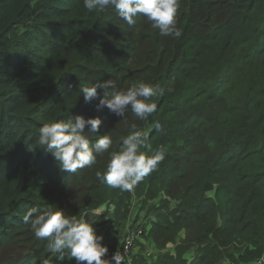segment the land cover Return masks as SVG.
Listing matches in <instances>:
<instances>
[{"label": "trees", "instance_id": "trees-1", "mask_svg": "<svg viewBox=\"0 0 264 264\" xmlns=\"http://www.w3.org/2000/svg\"><path fill=\"white\" fill-rule=\"evenodd\" d=\"M182 8L186 13L178 27L183 34L172 39L141 17L129 26L118 17L111 19L109 9L90 13L83 0H0V264H39L46 255L45 241L34 238L23 214L31 207H56L32 199L43 186L63 191L77 179L68 178L38 143L41 126L70 115L99 116L104 122L101 136H112V150L120 148L132 123L150 134L153 150L161 145L167 149L157 169L160 177L154 173L141 182L182 201L177 228L187 229V239L174 249L175 257L169 251L158 253L164 264L233 260L235 235L258 244L254 257L262 252L264 0H182L178 12ZM86 76L91 82L110 76L118 90L140 81L159 83L165 94L153 98L157 112L148 120L128 111L125 122L106 108L95 110L102 90L97 100L84 102L79 89L90 87L81 83ZM156 121L159 132L153 128ZM213 184L218 188L210 200L203 193ZM87 186L91 191L97 187L88 196L98 205L112 200L120 208L128 198L97 180ZM85 194V187L76 188L63 209L79 214L87 204ZM128 212L116 213L123 226ZM175 212L167 215L175 220ZM171 224L158 218L150 234L156 247L177 239ZM192 243L197 257L188 263L183 257L190 248L183 250L182 245ZM142 245L140 239L133 241L137 257L132 255V264L147 259Z\"/></svg>", "mask_w": 264, "mask_h": 264}, {"label": "clouds", "instance_id": "clouds-1", "mask_svg": "<svg viewBox=\"0 0 264 264\" xmlns=\"http://www.w3.org/2000/svg\"><path fill=\"white\" fill-rule=\"evenodd\" d=\"M83 6L90 13L105 12L114 9L118 17L131 26L139 17L150 23L151 28L159 31L164 37L180 38L182 29L178 27V11L181 0H83ZM98 90L103 91V98L98 97ZM85 103L95 105L97 112L105 108L116 117L127 122L126 113L130 111L138 120H148L157 112V103L153 98L165 94L159 83L140 81L125 89H117L114 80L97 81L90 87L79 89ZM171 91V89H169ZM104 122L97 116L85 118L83 115H70L45 123L39 128V146L58 163L61 171L76 174L78 170L91 169L98 164V157L107 154L108 159L103 171H96L95 178L109 189H119L132 193L146 177L157 171L165 160L167 149L161 145L151 148L150 134L139 131L137 125H130L131 132L123 138L118 150L113 149V138L110 134L100 136L93 142L90 137L102 130ZM153 128L159 132L161 124L156 121ZM87 129V131H86ZM151 153V154H149ZM218 185L213 184L203 195L214 200ZM171 199L170 197H165ZM174 203V202H173ZM110 205L100 203L95 208L70 215L67 211L49 206L41 211L37 207L29 208L23 214V222L30 225L34 238L45 241V253L39 264H126L125 254L116 251L111 256L103 243L105 237L99 233L98 224L92 217H101ZM187 239V229H180L175 242L169 241L167 247L173 248ZM174 254V253H173ZM226 264L228 262L226 261ZM257 264H264L260 256Z\"/></svg>", "mask_w": 264, "mask_h": 264}, {"label": "rangeland", "instance_id": "rangeland-1", "mask_svg": "<svg viewBox=\"0 0 264 264\" xmlns=\"http://www.w3.org/2000/svg\"><path fill=\"white\" fill-rule=\"evenodd\" d=\"M182 1V0H181ZM194 5L197 6L198 3L194 1ZM183 9V8H182ZM110 11L113 12V16L111 17L114 19H117L118 15L116 14L114 9H109ZM201 11V10H199ZM199 11L194 12L193 16L195 14H197ZM185 10L183 9L182 12H178V24L180 21V18L185 14ZM203 13V12H202ZM112 14V13H111ZM119 18V17H118ZM120 19V18H119ZM141 19L145 22L146 19L141 17ZM118 20V19H117ZM144 22V23H145ZM172 39H177L174 37H169ZM120 49V48H118ZM70 70V69H69ZM71 73L72 70H71ZM110 76H107L105 78H98L95 77L94 82H91V77L86 76V79H83L81 81L82 84L84 85H88V83H90V86L97 82V81H107L109 80ZM103 127V126H102ZM113 125H109L108 129H112ZM87 131V129H86ZM103 131H105V129H103ZM102 132H100V134H95L92 135L90 137V139L95 142V138H100ZM106 134V132L104 133V135ZM150 154V153H149ZM106 154H104L103 157H98V164L93 166V168L91 169H84V170H78V172L76 174H71V173H67V177L68 178H72V177H77V179H73V181H70V183L68 184V186L66 187L65 190L63 191H56L55 189L49 187V186H43L38 192L37 194L34 196V200L36 201H51L53 204L56 205V207H59L61 209H63V207L65 205L68 204V201L70 199V195L73 194V192L76 191V188H81V186L85 187L87 189V194H85V198H86V207L78 214H75L77 216H79L81 213L85 212V211H89L92 208H95V206L98 205L97 202H92L91 198L89 197L92 192L96 194L97 191V187L94 188V190L91 189L87 186L88 183H93V181H96L95 179V172L96 171H103L105 165H103L102 161L105 160V158H107V156H105ZM161 164L159 165L158 168H161ZM154 173H156V175L158 177H160V174L155 171L153 172L151 175H149L148 177L152 176ZM83 180V181H82ZM159 182V180H158ZM91 191V192H90ZM90 193V194H89ZM126 193L128 198L125 199L123 202H121L120 208L117 206L118 204L116 203V201H112V200H107V203L110 205V208L101 215V217H97L98 219H100V222L96 225V227L98 228L99 233H102L105 237L103 243L108 247V249H110L109 254H112V251L116 252V251H122L123 250V245L122 242L124 240V237L126 234H128L130 231H134L136 228H139L141 230L144 231V233L141 235L140 237V241L144 243V241L146 243H149L148 245H142L140 248L143 249L145 252H147V254H145V257L152 261L154 264H164V259L160 257H158L160 254L154 253V250L157 249V251H169L170 255L175 257L174 253V249L175 251L177 250V246H180L181 243L179 245H175L173 248H169L167 247L166 243L163 247H156L157 243L153 240V236H151V229H153L155 227V224L158 223V218H162L165 217L167 220L171 221V226L175 227L176 230H178V224L177 221L181 218V217H177V215H180V213L178 212V210L180 209V204L182 203V201H175L173 199H166L165 197H168L165 192L161 189V188H157L156 191L151 190L149 187H145L142 186L141 183L137 185L136 189L134 190V192L129 193V192H123ZM89 194V196H88ZM194 193H190L189 197L193 196ZM174 202V203H173ZM185 201H183V203H185ZM178 205V206H177ZM176 208V212H175V220H173L172 217L168 216L167 214L170 212H173ZM64 210V209H63ZM125 210L129 211L128 212V217L124 222V226H123V221H119L116 218V213L120 211V213H123ZM177 217V218H176ZM89 218L93 219L94 217H92L91 215L89 216ZM95 219V218H94ZM225 219H229V226L232 228L233 226V218L231 217L230 214H228V216ZM174 223H173V221ZM224 219L222 220L221 223H223ZM228 226V227H229ZM132 227V228H131ZM262 228V227H259ZM150 229V230H149ZM182 229V228H180ZM180 229L177 231H180ZM240 229V228H238ZM176 234V236H177ZM177 238V237H176ZM233 243H231V246L236 247L237 249V254H235V259L232 258L233 260H224L223 264H226V261L228 262V264H257V260L260 256H264V247L262 252L257 256L254 257V254H256L260 248L255 251L257 249L258 244L254 246L249 245L251 242L250 241H243V239L240 238V235H235L232 238ZM156 245H155V243ZM174 243V242H173ZM242 243H244L243 245V249L242 251H240V248L242 247ZM235 244V245H234ZM183 250H185V248H190L189 251L185 254V256L183 257V259L187 260L188 263H191L195 257H197V250L194 248L196 247V244L192 243L191 246H187L186 244L182 245ZM134 249L136 252H138L139 250L136 249V246H134ZM133 249V251H134ZM132 255H135L132 250H131ZM240 254L244 255L245 259H243ZM137 255V254H136ZM130 259H133L132 256L130 257ZM194 259V260H195ZM138 261V259L136 260ZM66 264H69V262L65 261ZM126 264H130L129 259H126Z\"/></svg>", "mask_w": 264, "mask_h": 264}, {"label": "built area", "instance_id": "built-area-1", "mask_svg": "<svg viewBox=\"0 0 264 264\" xmlns=\"http://www.w3.org/2000/svg\"><path fill=\"white\" fill-rule=\"evenodd\" d=\"M142 235V231L139 228H136L134 231H131L123 240L122 245H123V250L125 254V259H129L130 264L131 259L130 257L132 256L131 249H132V244L135 239H140Z\"/></svg>", "mask_w": 264, "mask_h": 264}, {"label": "crops", "instance_id": "crops-1", "mask_svg": "<svg viewBox=\"0 0 264 264\" xmlns=\"http://www.w3.org/2000/svg\"><path fill=\"white\" fill-rule=\"evenodd\" d=\"M143 243V242H142ZM144 245H148L149 243H146L145 241H144V243H143ZM164 252H166V251H157V249L156 250H154V253H160V254H162V253H164ZM136 256V255H135ZM137 257V256H136ZM137 259V258H136ZM139 261H141V260H138V262ZM142 261H143V264H154L152 261H150V260H148V259H142ZM146 261V262H145ZM158 264V263H157Z\"/></svg>", "mask_w": 264, "mask_h": 264}]
</instances>
